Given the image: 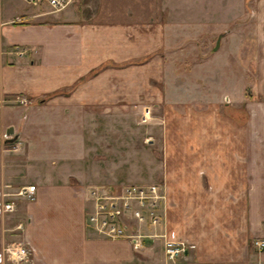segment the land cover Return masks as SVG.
<instances>
[{
    "label": "crops",
    "instance_id": "0c3cea01",
    "mask_svg": "<svg viewBox=\"0 0 264 264\" xmlns=\"http://www.w3.org/2000/svg\"><path fill=\"white\" fill-rule=\"evenodd\" d=\"M184 1L75 0L58 23L0 0V201L16 204L0 215V250L22 242L32 264H264V249L253 245L264 240V0H207L209 22L225 24L209 29L213 51L233 49L226 90L208 111L171 102L192 106L176 117L191 120L193 132L178 128L176 145L165 134L160 220L128 231L146 236L142 248L88 224L89 187L141 181L136 164L121 160L132 147L121 138L131 140L135 105L163 100L154 80L163 78L170 45L184 48L170 29ZM200 1L189 3L191 15L202 12ZM27 185L34 200L3 197ZM166 241L187 249L171 262Z\"/></svg>",
    "mask_w": 264,
    "mask_h": 264
},
{
    "label": "rangeland",
    "instance_id": "374dc122",
    "mask_svg": "<svg viewBox=\"0 0 264 264\" xmlns=\"http://www.w3.org/2000/svg\"><path fill=\"white\" fill-rule=\"evenodd\" d=\"M191 1H184L185 6L182 9L184 15L182 14V17H179V23H170V29L173 27L174 31L180 33L179 43L184 48L180 49L177 46L170 45L168 60L166 61V66H164L165 72H163V78L160 81L154 80V86H157V92H160L159 98L163 100L159 103L153 102L146 105H135L134 108L137 114L135 120L131 121L130 128L133 131L132 133L130 132L132 135L131 140L128 136L121 138V145H124L122 146L123 148L132 146L130 151L121 152V155L125 157H121V160L129 161L133 165L136 164L137 174L141 175V181H124L118 184L117 187L130 184L160 183L161 167L167 154L166 144L168 142L166 141L167 136H165L167 130H169L170 143L174 145L178 143V137L176 136L178 128L180 131H183V127L186 128V133L189 134V137H191L193 132V122L186 119V116L181 115V118L177 120L176 113L179 111L193 110L191 105H182L181 103L189 104L190 102L197 110L202 107L200 110L208 111V103L216 96L219 97V93L226 90L225 86L227 83L224 80L223 67L229 64L231 57L234 56L232 45L229 47L224 45L218 51H213L215 39H212L209 31L212 26L221 28L225 24L218 23L214 25V23L209 22V18L207 17V0L200 1L201 4H206L205 7H202V12L205 9L204 13L200 12L197 8L194 16L191 15L192 9L188 7ZM10 3L15 7L13 10L16 12L20 13L30 8L33 11L46 13V16L41 19L48 22L56 20L59 23L64 21L63 10L61 12H53L44 3L38 6H28L22 0H10ZM253 58L252 53H250V61ZM215 67L222 69L220 76L223 75V77L222 79L218 77L217 82L214 84L210 78ZM159 76L161 77V73H159ZM167 83V87L170 88L166 92L165 84ZM154 91L156 90L154 89ZM0 99L3 98L0 97ZM155 99L157 97L154 96ZM177 100H180L181 103H171ZM4 102L0 105V109L4 106ZM201 103L205 104L201 105ZM146 111L148 114H146ZM119 126L120 130H123L128 125L124 122ZM180 140H185L182 132L180 133ZM104 143L108 145V140L104 139ZM173 153L176 154L175 151ZM115 154L116 156L120 155V153ZM132 156L136 158H132ZM104 185L109 186L106 183ZM0 215L5 216L1 213Z\"/></svg>",
    "mask_w": 264,
    "mask_h": 264
},
{
    "label": "built area",
    "instance_id": "2783aa9c",
    "mask_svg": "<svg viewBox=\"0 0 264 264\" xmlns=\"http://www.w3.org/2000/svg\"><path fill=\"white\" fill-rule=\"evenodd\" d=\"M27 5L38 6L48 5L53 12H60L67 5L75 0H22ZM19 104L26 105L24 98H17ZM4 102L0 99V105ZM88 199L91 202L88 214V224L93 230L104 237L111 239L127 238L131 240L134 250L143 246L145 235L140 234L136 228L129 233L132 225L142 224L155 226L160 220V210L165 199V189L159 183L151 184H130L118 188H111L104 184L94 185L87 189ZM35 186H22L14 194H5L3 197L13 196L16 199L27 201L34 200ZM14 201H0V213L11 214L15 211ZM136 227V226H135ZM18 229L23 228V223L17 225ZM160 236V235H158ZM257 251L264 249V240L253 241ZM187 247L182 243L166 241L165 253L169 261L173 262L177 256L182 255ZM0 264H32L31 251L22 242H10L0 250Z\"/></svg>",
    "mask_w": 264,
    "mask_h": 264
},
{
    "label": "water",
    "instance_id": "95a60500",
    "mask_svg": "<svg viewBox=\"0 0 264 264\" xmlns=\"http://www.w3.org/2000/svg\"><path fill=\"white\" fill-rule=\"evenodd\" d=\"M218 46H219V39H218V41H217L216 48H218ZM12 133H13L12 129L9 128V129L7 130V132H6V135H7V136H10V135H12ZM15 139H16V138L13 137V138H9V139H7L6 141H7V142H13Z\"/></svg>",
    "mask_w": 264,
    "mask_h": 264
},
{
    "label": "bare ground",
    "instance_id": "6f19581e",
    "mask_svg": "<svg viewBox=\"0 0 264 264\" xmlns=\"http://www.w3.org/2000/svg\"><path fill=\"white\" fill-rule=\"evenodd\" d=\"M146 114H148L147 111H146Z\"/></svg>",
    "mask_w": 264,
    "mask_h": 264
}]
</instances>
